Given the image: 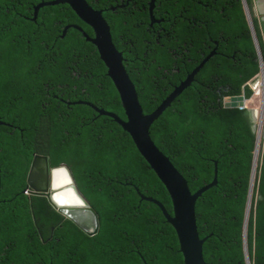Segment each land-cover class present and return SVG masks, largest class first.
<instances>
[{"label":"trees","instance_id":"trees-1","mask_svg":"<svg viewBox=\"0 0 264 264\" xmlns=\"http://www.w3.org/2000/svg\"><path fill=\"white\" fill-rule=\"evenodd\" d=\"M0 0V264H185L166 187L130 135L89 102L126 121L121 97L97 48L68 25L93 29L68 4ZM111 28L145 115L217 53L153 124L157 148L193 194L219 184L198 202L208 264H248L245 222L253 183L257 131L243 99L261 74L260 55L243 0H87ZM264 58V21L247 0ZM245 97V98H244ZM76 103V104H72ZM35 155L66 164L99 217L89 237L46 197L26 194ZM248 227L251 264H264V148Z\"/></svg>","mask_w":264,"mask_h":264},{"label":"water","instance_id":"water-1","mask_svg":"<svg viewBox=\"0 0 264 264\" xmlns=\"http://www.w3.org/2000/svg\"><path fill=\"white\" fill-rule=\"evenodd\" d=\"M243 3L255 39L257 50L260 55L261 74L264 75V58L256 33L252 13L248 1L243 0ZM60 4H68L77 14V16L93 29L94 37H91L79 25H68L66 26L62 37L66 35L67 31L70 28H74L80 31L86 38V40L92 43L97 48L100 58L104 62L108 70L107 74L113 81L121 97L122 106L126 115V121L115 115V113L98 108L92 103L84 101H79L76 103L88 105L95 111H97L100 115L110 117L127 134L130 135L140 155L154 171L163 186L167 188L173 201L174 215H171L161 202H158L152 198H146L142 196L137 190L138 194L144 201H147L159 207L164 213L168 223L173 226L179 237L181 253L185 258V264H208L205 259L204 253L207 239L203 240L201 238L197 218V205L199 200L208 191L218 186L219 165L218 163L216 164L214 182L200 190L198 193L193 194L187 179L178 171L174 164L171 163L170 159L157 148L151 138L150 130L153 124L163 115V113L171 107L172 103L187 88L191 86V84L194 82L195 76L201 71V69L206 65L207 62L211 61L217 51L213 50L212 52H210V55L204 59L200 66L194 70V72L186 79L185 82H183L178 88L175 89V91L161 104V106L154 113H152L151 115H145L140 104L136 88L132 83V80L124 66L123 54L117 49L113 42L111 28L107 20L103 16V11L94 9L87 0H52L48 2H41L35 7L33 20L37 19L38 13L41 8ZM154 6L155 0H150V16L152 24L158 21L153 14ZM248 112L250 114L251 121L257 131L258 138V127L257 122L253 116V111L249 110ZM2 125L8 124L1 121L0 119V126ZM40 162L44 163L43 170L45 169V175H43L40 171H34L35 167H39ZM58 171H65L66 176L68 177V181L66 182V184L55 185L56 172ZM27 183L32 195L46 197L51 206L55 210H57L62 215V217L72 222L84 234L89 237H94L98 234L100 229L99 217L91 208L88 200L80 192L74 175L69 166H67L66 164H61L60 166L52 167L50 159L48 157L35 155L30 167ZM1 184L2 177L0 167V196ZM73 198H78L79 205L72 204V202L69 203V200L72 201ZM251 198L252 181L245 222V248L248 264H251L247 244L249 220L252 210L250 208ZM76 211L79 212V215H81L82 213H87L89 216H91L93 218V222L95 223V227L93 229L90 227V220L82 219L80 218V216L78 218V216H72L69 214L70 212Z\"/></svg>","mask_w":264,"mask_h":264},{"label":"bare ground","instance_id":"bare-ground-1","mask_svg":"<svg viewBox=\"0 0 264 264\" xmlns=\"http://www.w3.org/2000/svg\"><path fill=\"white\" fill-rule=\"evenodd\" d=\"M260 2H261V5H260ZM258 5L261 6V12L264 15V0H260ZM258 81H259V78L257 77L256 79H254L252 84L256 85V93H257V97L256 98H257V100L258 99H262L263 100L262 105L264 107V79H263V81H261L260 84L258 83ZM257 100L254 101V104H255V102ZM252 104H253V100L247 103V106L249 107V110H250V105H252ZM258 109L257 110H251V111H253V116H254V118H255V120L257 122V127H258V145H257V152L255 154V169H254V175H253L252 198H251V205H250L251 209H252V200H253L254 189H255L256 181H257V173H258V169H259V163H260L262 149H263V144H264V112L261 111L262 112L261 113ZM43 167H44V163L40 162L39 163V167L38 166L35 167L34 171L35 172H37V171L39 172L40 171L43 175H45L46 172H45V169L43 170ZM38 168L39 169L41 168V169L39 170ZM55 179H56L55 180V185L66 184V182L68 181V177L66 176L65 171L56 172ZM71 202H72V204L79 205L78 198L77 199L73 198L72 201L69 200V203H71ZM69 214L72 215V216H78V218L80 216V218H82V219H88V220H90V223H89L90 227L92 229L95 227V223L93 222V218L91 216H89L87 213H85V214L82 213L81 215H79V212L76 211V212H70Z\"/></svg>","mask_w":264,"mask_h":264},{"label":"rangeland","instance_id":"rangeland-1","mask_svg":"<svg viewBox=\"0 0 264 264\" xmlns=\"http://www.w3.org/2000/svg\"><path fill=\"white\" fill-rule=\"evenodd\" d=\"M260 5H261V2H260ZM260 5H257V0H256V6H255V12H256V14H257V16L260 18V20H262V21H264V15H263V13L261 12V6ZM262 13V14H261ZM258 78H259V81H258V83L260 84L261 83V81H263V79H264V75H262V74H259V76H258ZM258 84V85H259ZM249 86L251 87H253V89L255 90V92H256V85H253L252 83H250L249 84ZM251 87V88H252ZM257 93L254 95V97L252 98V100H253V104L252 105H250V110H257L258 108V110L261 112H264L263 110H264V107H263V105H262V102H263V100L262 99H258L257 100ZM244 100V99H243ZM251 100V101H252ZM255 100H257L256 102H255V104H254V101ZM245 103V102H244ZM256 108V109H255ZM249 111V110H248ZM261 112V113H262ZM263 148H264V144H263ZM259 166H260V164H259ZM254 198V197H253Z\"/></svg>","mask_w":264,"mask_h":264},{"label":"built area","instance_id":"built-area-1","mask_svg":"<svg viewBox=\"0 0 264 264\" xmlns=\"http://www.w3.org/2000/svg\"><path fill=\"white\" fill-rule=\"evenodd\" d=\"M259 1L260 0H257V5L259 4ZM255 92V90H254ZM256 94V92H255ZM250 100H247L246 98L242 101V103L239 104V109L241 111H247L249 110V107L247 106V103L249 102ZM245 102V103H244ZM26 194H30V190L28 189L27 191H25Z\"/></svg>","mask_w":264,"mask_h":264},{"label":"flooded vegetation","instance_id":"flooded-vegetation-1","mask_svg":"<svg viewBox=\"0 0 264 264\" xmlns=\"http://www.w3.org/2000/svg\"><path fill=\"white\" fill-rule=\"evenodd\" d=\"M139 1L142 2L143 0H139ZM156 1H157V0H155V6H154V7H156ZM148 2H150V0H148ZM154 9H155V8H154ZM30 194H31V193H30ZM31 195H32V194H31Z\"/></svg>","mask_w":264,"mask_h":264},{"label":"crops","instance_id":"crops-1","mask_svg":"<svg viewBox=\"0 0 264 264\" xmlns=\"http://www.w3.org/2000/svg\"><path fill=\"white\" fill-rule=\"evenodd\" d=\"M244 98H245V97H244ZM251 100H252V99H251ZM251 100H250V101H251ZM250 101H249V102H250Z\"/></svg>","mask_w":264,"mask_h":264}]
</instances>
